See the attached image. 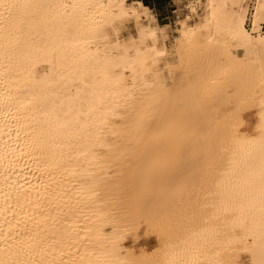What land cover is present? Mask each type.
<instances>
[{"label": "bare ground", "instance_id": "bare-ground-1", "mask_svg": "<svg viewBox=\"0 0 264 264\" xmlns=\"http://www.w3.org/2000/svg\"><path fill=\"white\" fill-rule=\"evenodd\" d=\"M186 9L0 0V264H264V0Z\"/></svg>", "mask_w": 264, "mask_h": 264}, {"label": "rangeland", "instance_id": "rangeland-1", "mask_svg": "<svg viewBox=\"0 0 264 264\" xmlns=\"http://www.w3.org/2000/svg\"><path fill=\"white\" fill-rule=\"evenodd\" d=\"M190 1L195 2V0H165V3L159 5L155 3L156 5L153 7L152 10L157 18L158 23L170 25V40L168 42H171L173 38L177 36V24L175 23L177 15L180 14L181 16H184L189 14L186 9V4ZM199 13H201V11H199ZM195 18L196 17L194 16L191 17V22H193ZM246 26L248 27V22Z\"/></svg>", "mask_w": 264, "mask_h": 264}, {"label": "crops", "instance_id": "crops-1", "mask_svg": "<svg viewBox=\"0 0 264 264\" xmlns=\"http://www.w3.org/2000/svg\"><path fill=\"white\" fill-rule=\"evenodd\" d=\"M139 1H141L144 5L150 7L151 9H153V7L156 5L155 3H157V5L165 3V0H139ZM153 1H154V4H153Z\"/></svg>", "mask_w": 264, "mask_h": 264}, {"label": "trees", "instance_id": "trees-1", "mask_svg": "<svg viewBox=\"0 0 264 264\" xmlns=\"http://www.w3.org/2000/svg\"><path fill=\"white\" fill-rule=\"evenodd\" d=\"M146 6V5H145ZM148 7V6H147Z\"/></svg>", "mask_w": 264, "mask_h": 264}]
</instances>
